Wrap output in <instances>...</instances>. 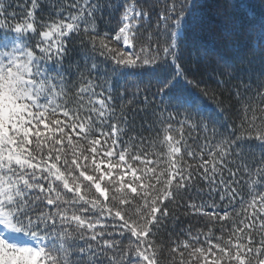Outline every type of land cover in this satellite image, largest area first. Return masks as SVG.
<instances>
[{
  "label": "snow or ice",
  "instance_id": "snow-or-ice-1",
  "mask_svg": "<svg viewBox=\"0 0 264 264\" xmlns=\"http://www.w3.org/2000/svg\"><path fill=\"white\" fill-rule=\"evenodd\" d=\"M237 7L0 0V264H264V15Z\"/></svg>",
  "mask_w": 264,
  "mask_h": 264
},
{
  "label": "trees",
  "instance_id": "trees-1",
  "mask_svg": "<svg viewBox=\"0 0 264 264\" xmlns=\"http://www.w3.org/2000/svg\"><path fill=\"white\" fill-rule=\"evenodd\" d=\"M224 0H212L214 4H223ZM238 7L233 11L243 10L249 15H254L256 20H259L264 15V3L262 0H233Z\"/></svg>",
  "mask_w": 264,
  "mask_h": 264
}]
</instances>
